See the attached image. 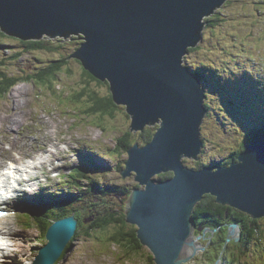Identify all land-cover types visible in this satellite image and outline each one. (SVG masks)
<instances>
[{"label": "water", "instance_id": "water-1", "mask_svg": "<svg viewBox=\"0 0 264 264\" xmlns=\"http://www.w3.org/2000/svg\"><path fill=\"white\" fill-rule=\"evenodd\" d=\"M225 1L0 0V27L9 35L29 40L83 34L71 57L110 81L115 102L127 105L133 118V131L162 119L145 147L131 148L122 171L124 177L135 171L146 185L134 190L126 214L157 264H182L205 250L196 244L193 211L207 193L223 206L264 217V138L253 140L229 166L198 171L182 163L185 156L200 159L206 115L205 89L183 65V56L202 39L204 17ZM169 171L173 177L153 181ZM76 226L73 216L56 222L33 264L51 263Z\"/></svg>", "mask_w": 264, "mask_h": 264}, {"label": "rangeland", "instance_id": "rangeland-1", "mask_svg": "<svg viewBox=\"0 0 264 264\" xmlns=\"http://www.w3.org/2000/svg\"><path fill=\"white\" fill-rule=\"evenodd\" d=\"M215 16L218 17L216 24L204 30V39L199 43V49L186 54L184 63L199 65L196 69H202L204 73L203 83L208 94L206 102L210 106L208 120L202 127L204 138L217 137L223 140L232 152L264 116V107L261 108L264 105V96L262 101L250 99L255 89L259 91V85L264 86V0H228L209 17L214 18ZM51 44L60 46L59 41H51ZM78 46L73 38H68L62 43V47L55 50L28 49L21 44L19 39L0 33V69L9 75L18 78L38 75L40 70L48 69L53 62L65 57V62L60 65V69L55 71L57 79L54 82L49 84L25 78L11 91L5 94L0 92V152L3 155L2 164L6 166L7 159L10 157L27 161L30 158L26 159L25 152L30 154L33 150H40L45 145L50 150V137H66V141L74 149H80L81 145L84 155L87 150H91L94 155L99 154L105 157L106 160L96 158L95 163L109 171L99 169L94 175L95 178L89 176L87 183L77 187L86 196L85 201L77 204L82 208L91 207L100 201L96 197L102 194L100 192L102 189L94 185L101 184L103 188V184L96 182L97 176L105 186V183L109 186V189L105 191L108 195L102 197L104 200L113 198L115 191L112 185L127 189L135 187L137 182L132 177L122 178L116 165L110 164L121 163L127 158V153L117 150L115 145L118 144V137H122L130 130L131 118L127 115L123 105L115 106L112 114L87 115L95 112V110L92 111L94 100L90 92L95 89L100 94L106 95L108 86L99 84L95 80H87L88 76L84 73L80 61L70 56L76 53ZM233 69H238L237 75L245 77V83L248 81L246 77L249 79L248 89L245 91L248 100H246L247 97L241 95L237 98V89L233 90L229 87L227 80L224 83L222 81L227 77L232 79L231 83L238 81L237 76H234L235 73H231ZM86 81L90 89L87 91L85 90L88 86H84ZM236 85L235 82L234 86ZM229 104L233 109H228ZM237 105L241 107L238 108ZM247 105L248 109H246ZM250 111H253L252 117H247L245 112ZM240 117H242L241 120H239ZM234 120L239 121L233 122ZM160 124L161 122L147 125V129L156 132ZM225 129L228 131L226 132ZM11 132L13 136L18 137H12ZM141 136H144L143 132H131L129 137ZM9 150L13 153L10 154ZM40 155L50 162V151ZM75 155L74 151L72 156L75 157ZM66 157L67 162L74 166L75 158L67 155ZM88 157L94 160L91 155ZM57 160L61 161L60 168H63L61 155L57 157ZM80 163L83 164L84 160ZM45 165L46 170L41 169L38 174L47 172L50 164ZM91 171L95 173L94 170ZM58 173L60 176L63 175L65 180L67 179L65 171ZM63 181L64 179L58 176L51 183L61 184L55 188L61 192L69 185V183H62ZM43 184H46L44 187H50L48 182ZM85 186L88 190L84 189ZM64 192L74 193L73 197L82 198V195L75 190L65 189ZM46 193H50L49 190ZM95 193L98 194L94 196ZM126 198L127 196L121 202L120 197H115L114 208L122 211ZM9 206L14 208L12 214L1 221L6 219L4 223L7 222L6 224L16 229L14 236L7 239L11 249L10 253L16 262L31 264L39 252V247L43 246L46 240L34 224L31 225L20 215L22 211L19 208L20 205L17 207L11 202ZM231 217L228 214L225 218L231 219ZM257 221L259 226L256 222L255 226L261 231L260 244L257 243V239H253L254 241L248 246L244 244V240L243 243L238 242L233 244L234 247H230L232 240L226 241L227 235L225 237V234L221 232L218 236L224 240V243L221 242L222 246L221 243H217L216 248L211 247L205 253L199 251L184 264H264V247H262L264 218ZM250 232L251 230L245 229V238ZM99 235L107 237L109 233L102 232ZM213 235L214 233L210 234V236ZM200 244L204 243L200 241ZM220 246V254L227 260L224 262L223 259L222 263L218 255ZM129 257L133 259H128ZM61 259L62 262L52 261L50 264H147V261L149 263L144 255L118 253L101 239H91L82 233L70 244V249L62 255Z\"/></svg>", "mask_w": 264, "mask_h": 264}, {"label": "clouds", "instance_id": "clouds-1", "mask_svg": "<svg viewBox=\"0 0 264 264\" xmlns=\"http://www.w3.org/2000/svg\"><path fill=\"white\" fill-rule=\"evenodd\" d=\"M227 1L228 0H226L222 5H224ZM220 7H218V8H220ZM212 14L205 16L203 21L207 22L206 18H209V16H211ZM217 20H218V17H217L216 21ZM215 24H216V22L213 23V25H215ZM213 25H208V23L205 24L204 29L202 31V39L198 42V44L196 46L189 47L188 51H187L188 53H186V54H189L190 52H193V51L189 50L190 48H197L198 47L197 49H199V47H200L199 43L202 42L203 39H204V30L206 28H209V27L213 26ZM0 30H1V27H0ZM3 33L6 34V35H9V34H7L5 32H3ZM82 35L83 34H72V35H70L68 37H65V36L48 37V35H44L41 39H34L33 38V39H29V40H42L44 38H47L49 41H50V39H52L53 42L58 41V39H62V41L65 42V40L68 39V38L71 39V38H73V36H80L81 44L76 48V50H78L81 47L82 42H83ZM10 36L19 39V41L21 42L22 45L25 46V48L34 49V48L30 47L27 43H25L26 41H29V40H22L21 38L13 36V35H10ZM42 49H50V48L49 47H45V48H41L39 50H42ZM74 53H72V55H74ZM186 54H184V56H183V65L186 66L191 71V73L197 74V76L200 79L201 86L205 89L204 83H203V78L204 77L199 75V74H204V73L202 72V70L196 69V68H198V66L196 64L188 63V62L184 63V60L186 58ZM72 55H70V56H72ZM73 58H75L76 60L80 61L83 69H86L80 59H78L76 57H73ZM192 69H195V70L193 71ZM1 71L3 73H5L8 77L15 78L16 81H18L17 84H19V82H23V80H25V78H28L29 80L30 79L31 80H36L38 82V79L36 77H33V76H36V75H32V77L28 76V77H19L18 78V77H15L14 75H9L7 72H5L3 70H1ZM230 80L232 81V79H230ZM101 81H103V80H101ZM42 82H44V81H42ZM46 83L50 84V82H46ZM55 83H57V82H55ZM104 84L108 86V93H112V91L110 89V81L107 79V80H105L103 82V85ZM207 84H209V83H207ZM15 86H13L9 91H11ZM56 86L57 85H55V87ZM86 90H90V89L88 88ZM9 91H7V92H9ZM0 92L3 93V94L7 93V92H2L1 84H0ZM90 93H97L98 96H100L99 91H96L95 89H93V91H91ZM205 94H206V97H205V100H204V105L206 107V115L204 116L203 122H202V124L200 126V138H201V141H202V145H201L200 153L197 154V157L200 158V159L197 160L195 158H191V157H187V156L182 158V163L187 168H189L190 170L193 169V170L201 171V170L207 169L208 167H211V166H214V165H217L219 167L229 166L232 162H236L238 160L237 156H239L240 153H242L243 151H245L248 148V146L246 144H244V142H242V143L239 144V146L234 151L230 152L229 148L227 147V145H225L223 140L218 139L217 137L204 138L205 135L203 136V128L202 127L204 126L205 122L208 120V116H209V113H210L209 112L210 111V106L206 102V99H207V96H208V94L206 92V89H205ZM116 104H117V106L123 105L125 107L127 115L131 118V124H130V127H131L133 118H132L131 114L128 112V110H127V105L118 104V103H116ZM96 105L97 104L94 101V106L92 107V111L95 110V112H93V114H87L88 116L89 115H97V114L99 116L100 115H105V114H112V112L111 113H105L104 111L100 110L99 108H96L97 107ZM161 120L162 119H160L158 122H162ZM147 125H149V124H147ZM147 125H146V127L143 130L133 131L130 128V130H131V131L129 130L130 132L128 131L122 137H118V144L115 145V148L117 150H119V151H121L120 149L125 148V150L122 151V152H126L127 153V158L123 159V161H121V163L120 162H117V164L110 163L112 166L116 165V167L118 168V171L121 173L120 176L122 178L132 177L134 179V181L137 182V185L135 187L132 186L130 188L125 189V188H122L120 186H113L112 185L113 189H115V193L113 195V198H109V199L104 200V201L100 200L96 205H92L91 207H82V208H80L79 205H77V204L85 201L86 200V198H85L86 196H85L84 193H81L80 190L77 187L80 186V185H83L84 183H87L89 181L88 180L89 176L95 178L94 175L96 174L97 170H99L96 167L98 165H96L95 160H92L91 158H89L88 155H91L93 157V159H94V156H96L98 159L100 158V156L99 155L97 156V155H94L93 153H88V152H85V155L82 153L83 157H81V160H84V163L83 164L80 163L81 160L80 161H76L75 160V165L73 166L72 163L69 164L67 162V160H65V157H63L62 153H60L58 151H55L56 149L52 145H50V150H48L47 147L44 146V147H41L40 150H36L35 149L32 152H35V153L38 152L39 154H42V153H45V152H48V151H50V153H51V150L55 151L54 154L50 155V163H49L50 167H48V171L50 172V176L53 178V179H51L48 182L50 187H44L46 184H42L38 180L33 179L32 180L33 184H34L33 188L30 189L29 191H27V193H26L25 190L24 191L20 190L21 194H19V190L16 193H12L10 189L14 185L13 184L14 180H10L9 183H5V180L3 179L4 185L0 183V191H1L0 195L3 194V197L6 196L8 198V202L7 203L0 202V214L2 215L0 217V220L5 218L6 216L12 214V211L14 210V208L9 206V204L11 202L16 204L17 207L20 205L19 208H21V210H22V211H20V215L22 217H24L25 219H27L26 221H28L31 225L34 224L39 229L40 234H42V236L46 240V243L43 246L39 247L40 250H41V248H43L49 242V240L46 237L47 232L49 231V229H51V227L56 222H58L60 220H63L65 218L73 216V218L77 221V226H76V229H75V233L72 236V238L68 241V243L66 244V245L69 244V246H70V244L73 242V237L76 235L78 229L79 228H83L89 222H92L94 219H96L97 213H98V210H99V207L97 205H101V207L105 206L106 207V212H107V210H108L107 207L114 208V206L116 205V202L114 201L115 197H120L121 202H123L125 197L127 196V198L125 200V207L123 209V211L126 212V205L128 203V200L132 196L134 190L137 189V188H139V189H145L146 188V185H142L138 180H136V172L135 171H131L130 175H127L125 177L122 174V171L126 169V162L129 159V151L131 150V148H133L136 145V143L138 144V148H143L152 139V138L149 139V137H148V138H146L145 141H140L138 137H129V136H130L131 132H143L144 136H141V137H146L144 132L146 131L145 129H147ZM160 127H161V124L157 128V131H158V129ZM225 131L227 132L228 130L225 129ZM156 132L153 131L154 134ZM212 133H214V132L212 131ZM51 138L56 140V142L59 145H61L63 148L70 149V153L71 154L69 155V157H71V158H74L72 156V153L74 151L81 150V148H82L81 145H80V149H74V147L70 146V143L68 141H66V137H62V138L50 137V139ZM125 139H127V141ZM256 139H258V138H256ZM256 139H251L250 140V144H251V142L253 140H256ZM247 140H248V138H247ZM242 144H244L247 147L246 148H244V147L242 148V146H241ZM59 155H61V157L63 159V168H60L61 161L57 160V157ZM2 156L3 155L1 153V157ZM24 156L26 157V159L30 158V160L27 159V162H33V161H36L38 158H40L43 155H39L36 160H33L34 158L28 156L27 154H24ZM43 159L47 160L46 157H44ZM191 160H193V162H194L193 165H191L189 163ZM15 161L16 160H13L12 158H8L7 159V165L5 166L4 170H0V174L4 175L6 173H9L10 169L12 168V165L10 164V162H15ZM8 163H9V165H8ZM196 163H200L201 166H197ZM18 164H19L18 162L15 163L16 169L18 170V172H21L19 170L20 166ZM89 165H91L92 167H90ZM100 169H101V167H100ZM6 170H7V172H6ZM40 170H41V167L38 168L37 171L39 172ZM91 170H94L95 173H92ZM103 170L104 171H109L107 168H103ZM61 171H65L66 172L65 175H66V178L69 179V181H67V179L65 180V177L63 175L60 176V173H58V172H61ZM44 173L43 174H38V176H42V175H44ZM162 173H166V172H162ZM162 173L157 174V175H155L152 178L155 183H157V181H159L161 179L160 176H161ZM23 175H24L23 177L28 176L27 174H23ZM58 176H59V178H63L64 179L65 182L63 181L62 183H69L67 188H63L61 192H59L57 189H55V188H58L61 184H57L56 182H55V184L51 183V182L54 181L55 177H58ZM1 178H2V176L0 177V179ZM97 178H98L99 181L96 179V182H101L103 184V188H102L101 184H95L94 187L101 188L102 190L100 192L102 194L95 193L94 196L98 194L96 198L101 199L102 197L105 196V194H106L105 191L108 190V187L104 185V182L98 176H97ZM168 178H171V177H168ZM168 178H166V179H168ZM162 180H165V179H162ZM9 184H13V185H11L9 187L8 186ZM65 189H72V190L77 191V193L82 195V198L79 199V198L73 197L72 194H74V193H67L66 194L64 192ZM84 189L88 190V188L86 186L84 187ZM47 190H49L50 193L44 195V192L47 191ZM34 199L39 204H42V205H44V206H46V207H48L50 209V211H47V210L44 209V207H41V209L39 210L41 215H42V217L39 218V219H41L42 221L45 222V218H46V220H49V222H50L48 228L45 231H42V229L33 221V219H35V217L32 215V209L34 208V202H32L31 200H34ZM202 199L200 201H202ZM197 204H196V206H197ZM196 206H195V208H196ZM226 207H228L230 209H233V212L234 211H239V212H242V213L246 214L247 215V219H246V227H245V229L247 228V229H249L251 231L256 229L259 235L257 236L256 234H254V235L253 234H249L245 238L244 237L245 233L244 232L242 233V228H241L240 224L237 223V222H232L231 221L232 217L236 216L234 214L232 215L231 219H226L225 217H227V215L229 214V213L227 214V212L225 213L226 216L224 218H222L224 215L221 216V214H219V213L209 212V213H205L201 217V219L198 221V220H196L194 218V212H195V209H194V211H193V223H194V234H195V238H196V244L200 245V246H203L205 248L204 251L202 249H199V251L205 253V251L209 250L211 247L212 248L213 247L216 248L217 243H221L222 241L224 243L223 238L221 236H218V234H220L221 232H223L225 234V237L227 235L226 241L232 240V243H231L230 247H234L233 244L238 243V242H242L243 243L244 240H245L244 244L246 246H248L249 243L254 241L253 239H257L256 240L257 243L260 244L261 231H259V228L257 226H255V222L258 225V221L257 220L260 219V218L254 219L249 214H247V213H245L243 211H240V210L236 209L235 207H231V206H226ZM16 212H17V210H16ZM217 218L221 219V220H219L220 223L217 226L213 227V226H210V225L206 224L208 222V219L214 220V219H217ZM241 218L244 219V217H241ZM250 218H251V220H250ZM261 218H264V217H261ZM130 223L132 225H135L137 227V231H138L139 226L137 224L133 223V222H130ZM4 224H6V223H4ZM233 224H237L238 225L237 229L235 228V233L234 234L232 232L233 228H231ZM251 224H253V225H251ZM249 226H250V228H249ZM117 230L118 229H117V227L115 225H109V228L106 227L103 230L95 231L93 234H89V235L87 234L86 235L85 232H82V235H85L86 237H89L91 239H96V238L97 239H101L102 241L106 242L107 245L111 246L118 253L119 252H123V254L126 255L127 252L125 251V248L118 241L115 240V239H117V238H115V236H116L115 234L117 233ZM102 232H108L109 235L107 237H102V236L99 235V233H102ZM213 233H214V235L210 236V234H213ZM236 235H237V237H236ZM208 236H210L209 239H208ZM139 239H140V237H139ZM140 241H141V239H140ZM200 241H202V243H204V244L201 245ZM141 243H142V241H141ZM223 243H221V246H222ZM143 245L149 250V252H151L154 255V253L152 252L151 248L148 245H146V244H143ZM65 246H64V248H65ZM221 246L219 248L218 255L220 257L219 260L222 263L223 259H224V262H226L227 260H225V256L223 257L220 254ZM262 247H264L263 243H262ZM39 254H40V252H39ZM134 256H137V255H134ZM128 259H133V258L129 257ZM154 260H155V255H154ZM190 260H188V261H190ZM188 261H186V262H188ZM186 262H183L182 264H184ZM155 263H156V261H155Z\"/></svg>", "mask_w": 264, "mask_h": 264}, {"label": "trees", "instance_id": "trees-1", "mask_svg": "<svg viewBox=\"0 0 264 264\" xmlns=\"http://www.w3.org/2000/svg\"><path fill=\"white\" fill-rule=\"evenodd\" d=\"M216 19H217V16H215L214 18L209 17V18H206V21L208 25H213V23L216 22ZM0 33L4 34L1 30H0ZM73 39L75 40L76 43H78V45L81 44L80 36H73ZM51 41L53 40L50 39V42H49L47 38H44L42 40H29V41H26L25 43H27L30 47L34 49H41V48L49 47L50 50H55V49L62 47V42H63L62 39H58V41L60 42V46H52ZM197 48H190L189 50L194 51ZM64 62H65V57H63L62 59H59L58 61L53 62V64L50 65L48 69L40 70L39 74L38 75L35 74L36 76H33V77H37L39 81H44V82L46 81L50 83L52 81L54 82L57 79L55 71L59 70L60 65ZM84 73L88 76L87 80L89 81L97 80L99 84H103L104 81H101L100 79L96 78L86 69H84ZM200 75L204 77V74H200ZM17 82L18 81H16L15 78L8 77L5 73H3L0 70V84H1L2 92L9 91L13 86L17 84ZM88 84L89 83L87 82L86 84H84V86L86 85L88 86ZM86 88H89V86ZM90 96L93 98V100L97 104L96 108H99L105 113H111L114 107L117 106L112 93H107L106 95L100 94V96H98L97 93H90ZM251 133L253 134V137H251V139H256L260 137L264 138V121L261 124V126L259 123H257L256 129H254ZM144 134L146 137H138L140 141H145L146 138L148 137L150 139L154 135L152 129H147ZM125 140L127 141V139ZM241 146L242 148L247 147L244 144H242ZM120 150L124 151L125 148L120 149ZM189 163L193 165L194 162L193 160H191ZM196 165L201 166L200 163H196ZM173 175H174V172L170 171V172L162 173L160 177L161 179H166L168 177H172ZM113 191H115V189ZM107 195L108 194H106L105 196ZM99 200L104 201L103 198ZM31 201L34 202V208L32 209V215L35 217V219H33V221L42 229V231H45L48 228L50 222L49 220H46V218H45L46 223L42 221L41 219H39L42 217L39 210L41 209V207H44V209L47 211H50V209L42 204H39L38 202L35 201V199ZM97 206L99 207V210H98L96 219H94L92 222H89L87 226H84L83 228H79L76 235L73 237V241L82 232H85L86 235L87 234L89 235V234H93L95 231L103 230L109 225H115L118 229L117 233L115 234L116 235L115 238L117 239L115 240L118 241L125 248V251L128 253L127 255H137V256L144 255L145 258L149 260L150 264H156L154 260V255L151 252H149V250L141 243L139 239L137 227L135 225H132L128 221V214H126V212H124L123 210L118 211V209L112 208V207H107L108 210L106 212L105 206L103 207H101V205H97ZM209 212L219 213L221 214V216L224 215L222 218L226 216L225 215L226 212L227 214L231 213L232 215L233 214L236 215L232 217L231 221L239 223L242 228V233L244 232L245 227H246L247 215L239 211L233 212V209H230L226 206H223L217 203L215 200V197L207 193L203 197L202 201H200L197 204L195 208V212H194V218L199 221L205 213H209ZM241 217H244L245 220L242 219ZM219 220L221 219L219 218L214 219V220L208 219V222L206 224L214 227L220 223ZM250 234H253V235L256 234L257 236L259 235L256 229L251 231ZM69 249H70V246L68 244L65 246L63 254H65ZM149 263L147 261V264Z\"/></svg>", "mask_w": 264, "mask_h": 264}, {"label": "bare ground", "instance_id": "bare-ground-1", "mask_svg": "<svg viewBox=\"0 0 264 264\" xmlns=\"http://www.w3.org/2000/svg\"><path fill=\"white\" fill-rule=\"evenodd\" d=\"M194 75L197 76V74H194ZM256 87H257V84H256ZM253 91H254V89H253ZM254 94H255V91H254ZM10 134L12 135V137H18V136H13V132H11ZM50 145H52L56 149L55 151H58V152L62 153L63 157H65V160H67L66 155L69 156L71 154L70 153V149L63 148L53 138L50 139ZM55 151L51 150L50 155L54 154ZM8 152L10 154L13 153L10 150ZM24 154H26V152ZM27 155L32 157V158H34L33 160H36L40 154L38 152H36V153L35 152H30V154H27ZM10 158H12L13 160H16L19 163L18 165L20 166L19 170L21 172L16 173V175L14 177L15 178V182H17L20 179L19 178L20 175H23V174H27L28 175L27 179L29 181H32L33 179H35V180H38L39 182H41L42 184L43 183H47V182H49V180L52 179V177L50 176V172L48 170H47L46 173H44V175L38 176V171H37L38 168L41 167V169L45 168V170H46V165L45 164L50 163L48 160H44L43 159L44 156H41L40 158H38L36 161H33V162H27V161H25L22 158L21 159H17L16 157H10ZM96 158L97 157L94 156V160H97ZM2 160L3 159L1 157V152H0V170H4L5 169V166H3V164H2ZM97 168L100 169V166H98ZM47 169H48V167H47ZM101 169H103V167H101ZM1 176H2V174H0V177ZM105 184H106L107 187H109L107 183H105ZM21 191H24V189H21ZM46 194H48V193H46V191H45L44 195H46ZM3 222L0 220V229L3 230V237L6 240V239L14 236L16 229L14 227L10 226V224L9 225L8 224H4ZM8 246H9V244H7L5 242H4V244L2 246H0V264L7 263V262H12V264H20V263H17L16 261H14L12 259V253H10ZM21 264H23V263H21Z\"/></svg>", "mask_w": 264, "mask_h": 264}]
</instances>
